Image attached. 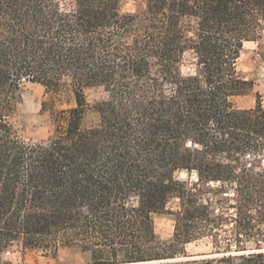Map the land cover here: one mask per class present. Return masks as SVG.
I'll use <instances>...</instances> for the list:
<instances>
[{"label": "trees", "instance_id": "obj_1", "mask_svg": "<svg viewBox=\"0 0 264 264\" xmlns=\"http://www.w3.org/2000/svg\"><path fill=\"white\" fill-rule=\"evenodd\" d=\"M140 2L0 0V264L61 248L89 264H188L170 260L218 246L228 221L236 250L263 237L264 110L234 99L252 88L237 62L264 33V0ZM25 84L73 102L42 142L12 122ZM94 88L105 96L89 103ZM154 215L173 218L170 240Z\"/></svg>", "mask_w": 264, "mask_h": 264}, {"label": "rangeland", "instance_id": "obj_2", "mask_svg": "<svg viewBox=\"0 0 264 264\" xmlns=\"http://www.w3.org/2000/svg\"><path fill=\"white\" fill-rule=\"evenodd\" d=\"M141 7L140 0H123L125 12H136ZM192 58L186 55L183 62V72H190ZM237 67L242 76L252 82L251 90L244 96L234 99V105L241 110L254 109L260 104L264 110V33L257 41L243 44ZM89 103L102 99L105 94L100 88L88 89L85 91ZM45 104V107H43ZM73 105L69 96L56 98L53 94H47L43 87L38 84H25L21 90V102L16 107L12 119L18 135L31 142H42L47 140L53 133V110H61ZM181 179H185L182 174ZM229 204V203H228ZM227 206V205H225ZM170 207L175 209L174 204ZM224 209V214H226ZM227 214H234L230 210ZM155 234L161 241H168L174 232L173 218L168 215L153 216ZM257 230L263 233L256 239L242 238L239 244L241 249H234L233 226L230 221L224 224L217 232L220 243L213 244V239L205 237L183 247V252L177 254L170 262H188V264H219L222 258L228 256L235 258L233 264H246L240 256L248 254H261L264 264V224H257ZM229 240V241H227ZM7 261L12 264H89L87 254L78 248H61L54 255H42L37 252L13 251L5 255ZM259 259H253L250 264H259ZM261 264V263H260Z\"/></svg>", "mask_w": 264, "mask_h": 264}, {"label": "built area", "instance_id": "obj_3", "mask_svg": "<svg viewBox=\"0 0 264 264\" xmlns=\"http://www.w3.org/2000/svg\"><path fill=\"white\" fill-rule=\"evenodd\" d=\"M233 248H234V249H236V247H235V246H233Z\"/></svg>", "mask_w": 264, "mask_h": 264}, {"label": "bare ground", "instance_id": "obj_4", "mask_svg": "<svg viewBox=\"0 0 264 264\" xmlns=\"http://www.w3.org/2000/svg\"><path fill=\"white\" fill-rule=\"evenodd\" d=\"M246 43H248V42H246Z\"/></svg>", "mask_w": 264, "mask_h": 264}]
</instances>
